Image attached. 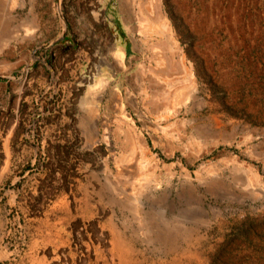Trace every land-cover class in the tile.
<instances>
[{
  "label": "rangeland",
  "instance_id": "obj_1",
  "mask_svg": "<svg viewBox=\"0 0 264 264\" xmlns=\"http://www.w3.org/2000/svg\"><path fill=\"white\" fill-rule=\"evenodd\" d=\"M0 264H264V0H0Z\"/></svg>",
  "mask_w": 264,
  "mask_h": 264
}]
</instances>
